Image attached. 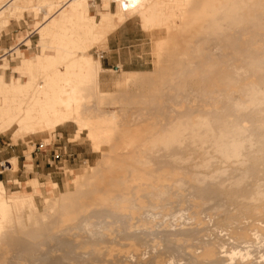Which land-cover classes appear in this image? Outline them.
Instances as JSON below:
<instances>
[{
  "label": "bare ground",
  "instance_id": "obj_1",
  "mask_svg": "<svg viewBox=\"0 0 264 264\" xmlns=\"http://www.w3.org/2000/svg\"><path fill=\"white\" fill-rule=\"evenodd\" d=\"M34 2L0 6V33L28 7L43 12L34 26L46 40L33 59L21 56L14 67L21 76L0 74V134L52 136L72 123L71 140L84 134L100 157L73 190L57 194L53 183L39 212L33 194L7 198L0 181V260L64 231L71 239L59 244L76 243L72 253L88 245L112 256L127 241L135 253L151 243V264H264V0H102L98 20L88 0ZM133 16L143 31H165L154 45L156 69L127 73L113 81L116 91H102L100 63L89 51ZM12 51H1L0 61ZM168 77L179 99L171 107L154 108L158 97L141 92L134 95L153 108L100 112ZM81 232L87 243L78 246Z\"/></svg>",
  "mask_w": 264,
  "mask_h": 264
},
{
  "label": "rangeland",
  "instance_id": "obj_2",
  "mask_svg": "<svg viewBox=\"0 0 264 264\" xmlns=\"http://www.w3.org/2000/svg\"><path fill=\"white\" fill-rule=\"evenodd\" d=\"M7 1L8 0H6V1L4 0V3H6ZM35 2H36V0H35ZM1 3H0V6H1ZM4 3H2V5ZM101 4H102V0H88V11H90L91 15H93L95 17V20H98L103 14L106 13L105 11L102 10ZM114 5H115V3L110 2L109 11L115 10ZM18 13H19L18 14L19 16L16 15V16H13L12 18L18 20V19L23 18L24 14H27L32 19H34V21L32 22V28H35V26H34L35 22L41 23L43 21V17H44L43 12H38V14L35 15L33 10L31 8H28V7H25L23 9H21L20 11L18 10ZM127 20H130V21L138 24V26H140V28L142 29L141 22L138 19V17L133 16V17L128 18ZM144 32H146V31H144ZM33 34L34 33H32V35ZM146 34L148 36V42H149V47H150L151 63L147 66V68H145V71H138V73L147 72L149 74V72H152V71H154V69H156V68H154V67H156V64H155L156 58H155V54L153 51L155 42L159 39L164 38L166 36V34H165V31L163 29H160V30L156 29L155 31L152 30L151 32H146ZM27 35H28V37H26L25 39H29L31 41L30 37L32 35L31 36L29 34H27ZM27 35H25V36H27ZM36 37H37V35H36ZM25 39H23V40L26 41ZM38 39H39V37H38ZM20 40H21V38L17 41H20ZM40 43H41V41H40ZM40 43L38 40V45H39L38 50L32 52L29 55H24L23 50H25L27 48L30 49L31 44L26 43L27 48H24V49L22 48L20 51H17V52L12 51V49L15 48V46L12 47L13 45H15V43L12 44V46L10 48H11V51L15 55L7 57L5 60H3V56H2V61H0V65H2V66H0V74L3 75V79L5 81H9V79L11 77L21 76L20 74L15 73L14 67L19 63V59L21 58V56L30 57L33 59L35 57V55L39 54V52L43 48V46L40 47ZM105 46H106V44H105V39H104V40L100 41L98 43V45L93 44L89 53L91 54V56L94 59L99 60V56H97V53H95L94 51L104 49ZM46 51L48 53L53 52L52 49H47ZM0 53H1V51H0ZM9 55H11V52H9ZM99 63H100V60H99ZM122 73L123 72H121L120 73L121 75L118 76L120 79L123 78L127 74V73H123V75H122ZM129 73H132V72H129ZM147 73H145V74H147ZM26 77L27 76H24V78H22V80H24ZM166 81H167V83H166ZM172 81H173V77L172 78H169V77L166 78L163 81L162 85L160 84L161 86H159V88H158L156 81H155L156 83L155 82L151 83L150 87L148 86V88L146 86L144 88H141L140 85L137 87L134 86L135 87L134 89H136V88L137 89H136V91L134 89H132L133 92L131 91V93H132L131 96H130L131 93H129V97H132L130 100L127 99L126 97H123V96H125V94L122 96H120L121 95L120 94V95H118V97L120 96L121 98L117 97L118 99H116V97H115L116 100L115 99L112 100L113 102L116 101V103L115 102L113 103L111 101V102H107L105 105H101V107H100L101 111L100 112L102 113V112L109 111V110L115 109V108H119L120 110H125L123 108L121 109V107H124V108L127 107V109L129 107L130 108L133 107L132 111L134 112V110L139 111L141 108H144V107L145 108H153L152 105L154 102L157 104V106L159 105V107H155L156 106V104H155L154 108H160L163 104H164L163 106L169 108V107H171V105L176 100H177L176 102L179 101V99L173 98L174 95L171 92V91H173ZM154 85H155V88L153 90ZM99 88L102 91H112V90L116 91L117 90V88L114 85L111 88H109V90H103L100 87V84H99ZM147 89H150V92ZM121 90H122V88H121ZM140 90H142V91H140ZM141 92H146L148 94H155L158 97L157 101H154V100H152V98H150L153 102V103L151 102L152 105L149 103V104H147L148 107L146 105H144V107H143L142 103H140L141 99L139 97H137L139 94H141ZM134 94L135 95L138 94V95L135 96ZM172 95H173V97H172ZM123 98L125 100H123ZM120 99H122L123 102ZM132 99H133V101H131ZM134 99H136V100H134ZM119 100H120V103H118ZM160 104H162V105L160 106ZM176 108H179V107H176ZM160 110L161 109H159V111ZM177 110L180 111L181 109H177ZM152 112H154V110H152ZM124 114H126V113L123 111H120V115L122 118H123ZM138 116H137L138 119L136 118V122H137V120L140 119V117H138ZM62 128H66L69 132H73V133L75 131V126L72 123H67ZM53 132L51 134L52 136H50L48 134H42V135H36V136L24 135L25 137L21 136V138L20 137L17 138L15 140L16 142L14 141V138L11 136L12 135L11 131L7 132L5 135L0 134V150L2 152H4V154H6V157L8 159L11 156H14V153L16 154L17 151H22V154L26 155L27 157H30V153H32V151L35 150L36 147H39V144H41L42 146H45V145H49L50 143H52L54 141L53 140ZM77 143H82L87 152L92 151L91 147L89 146V142H87L84 139V134H81V139L78 140ZM12 149L15 150L13 153H12ZM88 154H89V160H84V162L83 161L79 162L76 169L70 170V169L65 168V171H64L65 176H63V182L61 184H57L58 187L55 189L57 194L69 191L71 189L73 190L72 186H74L73 185L74 180L80 179V177L84 174H88V172H89L88 166L89 165L93 166V165H96L99 163L100 152H92L91 154L90 153H88ZM10 162H12V159H11V161L9 160V162H6V166H2V162L0 163V172H2L0 175V178L3 177L6 180V182H4V186H5V190H6V197L7 198L10 196L13 197V196H15V194L18 195V194H21L22 192L31 193L34 195V204H35L36 211H38V212L41 211L43 209V206H44L43 205L44 199L51 196V193L49 192L50 188L49 187L47 188L48 185H46V186L45 185H39L36 188H33V186H31L32 181H30V184H29V182L23 183L22 178L20 179L21 176H19L17 178L15 173H12L11 170L8 169L9 166H11ZM80 166H85V168L83 169V170H85L84 173H82V172L77 173V170ZM17 179H19V181H21V182H19ZM26 180H28L27 177H25V181ZM48 180H50V179H48ZM41 181H43V180H41ZM40 187H43V188L40 189ZM35 191H37L38 193H35ZM19 204L20 205L18 206L17 211L18 212L24 211L26 208H25L23 200L20 201ZM88 217L91 218V220L93 219L92 216H88ZM72 225H74V224H72V223L67 224L63 228H70L69 226H72ZM75 232H77V231L72 230L70 233L73 234ZM64 233H65L64 231L60 232V233L58 232V234L61 235V236L59 235L58 237H51L50 238L47 236L46 237L42 236L36 240H32V242L34 244L36 243L37 246L33 251L29 252L28 254H21L20 255V254H18L19 250L17 248L9 249V251L4 255V259H1L0 262H1V264H151L150 258H149V256H150L149 252H152V250L154 249L150 245L151 243H148L146 248L139 246L137 249L139 251L136 253H135L136 250H134L132 252L133 249L129 248L127 241H121L120 242L121 245H118L112 251V253H111L112 256H108L107 253H105L104 255H102V254L99 255L94 251L92 246H88V245H86L84 247V249L78 250L79 253H72V248L74 246H77L76 243H72L70 246H65V245L59 244L61 242L66 243V242L70 241V239H71V237H68ZM80 234L81 235H79V237H78V242H79L78 246H81V245L87 243V238L85 237L86 235L83 234L82 232ZM157 241H158V243H157ZM159 241L160 240L158 239L153 244H155V245L157 244L156 247H159L163 244V242L160 241V243H159ZM39 243H40V245H39ZM151 247H152V249H151ZM130 252H132V253H130ZM129 254H131V255H129ZM135 254H137V255H135ZM148 259H149V261H148ZM167 263L170 264L171 262H167ZM181 263L182 262H180V263L175 262V263H171V264H181Z\"/></svg>",
  "mask_w": 264,
  "mask_h": 264
},
{
  "label": "crops",
  "instance_id": "obj_3",
  "mask_svg": "<svg viewBox=\"0 0 264 264\" xmlns=\"http://www.w3.org/2000/svg\"><path fill=\"white\" fill-rule=\"evenodd\" d=\"M89 13L91 14L90 11ZM33 21L34 19L27 14H24L23 18L18 20L10 19L9 25L0 33V51H7L12 44L20 38L24 39L25 35L30 32L34 33L30 37L31 48L23 50L24 55H29L38 50V40L39 43L41 41L40 47L45 45L46 40H42L35 31L37 28H32ZM105 44L104 49L94 51L100 60L101 72L98 75V82L103 90H109L113 86V81L121 75V72L145 71V68L151 63L148 36L138 24L130 20L125 21L111 31L106 36ZM53 131L54 141L45 146L39 144V147H36L30 153V157L22 154V151H17L14 156L8 159L6 154L0 150V163L3 161L9 162L13 159L17 170L12 173H15L17 178L21 176L20 179L22 178L23 183L29 182L30 184V181H32L31 186L33 188L39 185H48V188L53 183L56 185L61 184L63 176H65V168L76 169L79 162L89 160L88 153L91 154L93 151L87 152L82 143L72 141L73 132H69L66 128L59 127ZM14 151L12 149V153ZM85 166H80L77 173H84ZM25 177L28 180L25 181ZM17 180L19 181V179ZM0 181L6 182L3 177L0 178ZM42 188L40 187V189Z\"/></svg>",
  "mask_w": 264,
  "mask_h": 264
},
{
  "label": "built area",
  "instance_id": "obj_4",
  "mask_svg": "<svg viewBox=\"0 0 264 264\" xmlns=\"http://www.w3.org/2000/svg\"><path fill=\"white\" fill-rule=\"evenodd\" d=\"M29 35L31 36V35H32V32L29 33ZM26 37H28V35L25 36V38H26ZM25 38H24V39H25ZM14 46L17 47L19 50H21L22 48H23V49H24V48H27V46L24 44L23 40H21V41H19V42L16 41V42H15V45H13L12 47H14ZM27 49H28V48H27Z\"/></svg>",
  "mask_w": 264,
  "mask_h": 264
}]
</instances>
